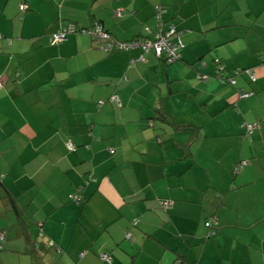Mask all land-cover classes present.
<instances>
[{
  "label": "crops",
  "instance_id": "0c3cea01",
  "mask_svg": "<svg viewBox=\"0 0 264 264\" xmlns=\"http://www.w3.org/2000/svg\"><path fill=\"white\" fill-rule=\"evenodd\" d=\"M158 4L175 62L49 44L142 38ZM0 234V264H264V0H0Z\"/></svg>",
  "mask_w": 264,
  "mask_h": 264
},
{
  "label": "built area",
  "instance_id": "2783aa9c",
  "mask_svg": "<svg viewBox=\"0 0 264 264\" xmlns=\"http://www.w3.org/2000/svg\"><path fill=\"white\" fill-rule=\"evenodd\" d=\"M164 11L165 7L163 5H155V29L153 30L145 26L144 29L146 31V34L142 38L133 39L129 41L114 40L111 37L110 33L98 23L93 28L89 29H86L84 27H78L73 23H69L68 26H66L65 28L58 29L52 34L50 38V44H57L66 39L67 35L70 32L77 31L89 35L91 38L95 39L96 41H99L101 45H106L108 50H111L112 48L126 50L139 48L142 53H148L152 51L156 56L162 57L168 63H172L180 59L179 49L182 46V41L179 38L178 32L176 31L173 23L168 22L166 29L164 28L165 24L167 23V20H165L162 15ZM173 36H176V38L173 39ZM215 63L217 64L216 72L218 75H221V71H223L224 67L217 58L215 59ZM234 73H246L247 77L250 80H255L254 72L250 68L237 69L236 71H234ZM228 82L234 85L236 81L233 77H230L228 79ZM237 93L239 97H245L249 94V92L241 89H239ZM111 99L113 100L117 98L115 95H112ZM243 126L245 132L248 134L252 131L255 124L245 123ZM67 146L69 149H73V145L71 143H68ZM242 164V162L236 164L233 170L237 171L239 168L242 167ZM73 198L78 199V194H74ZM213 221L214 220L212 219H208L205 221V224L207 226H211ZM212 232L213 230H209L208 234H211ZM126 235L130 236V233L127 232ZM0 237H2V234H0ZM99 257L104 260H110V256L106 251L100 252Z\"/></svg>",
  "mask_w": 264,
  "mask_h": 264
},
{
  "label": "trees",
  "instance_id": "16d2710c",
  "mask_svg": "<svg viewBox=\"0 0 264 264\" xmlns=\"http://www.w3.org/2000/svg\"><path fill=\"white\" fill-rule=\"evenodd\" d=\"M54 1H55V2H59V0H54ZM57 4H58V5H57ZM57 4H56V7H60V4H59V3H57ZM21 8L23 9V11L27 9V7H24V6H22ZM154 12H155V7H154ZM56 31H57V30H56ZM56 31H55V32H56ZM53 33H54V32H53ZM53 33H52V34H53ZM52 34H51V36H52ZM51 36H50V38H51ZM50 38H49V44H50ZM51 45H53V44H51ZM158 113H159L160 117H162V116L164 117V116L166 115V118H169V114L164 113V112H162L161 110H158ZM176 126L182 128V129H184V130H190V131H192V129H191L192 127H191V128H188L187 125H183V124L179 125V123H177ZM193 130H194V129H193ZM233 169H234V168H233ZM240 169H241V168H239L237 171L232 170V173H233V174H236ZM78 196H79V195H78ZM70 197L72 198V200L79 201V200H78L79 198H78V199H75V198H73V195L70 196ZM16 214H17L18 218L21 217V214L19 213V210H18V209H16ZM207 220H208V219H207ZM131 221H132L133 224H136V222H137V217H134L133 219H131ZM212 225H213V224H212ZM210 230H211V229H210ZM127 232L130 233V236H127V235H126ZM43 233H44V232H43L42 228H39V230H38V234L42 235ZM126 233H125V235H126L127 237H132V233H131L130 230H127ZM23 234H24V237H26V239H29L28 241L31 242V239L29 238V233H28V231L25 229V227L23 228ZM2 237H3V235H2ZM2 237H0V240H1ZM50 241H52V240L49 238V243H53V241H52V242H50ZM101 252H102V251H101ZM106 252L109 254L108 251H106ZM80 254L82 255L83 252L80 253ZM99 254H100V252L98 253V258H100V257H99ZM100 260H102L103 262H105V263H107V264H110V261H109V260H104V259H101V258H100Z\"/></svg>",
  "mask_w": 264,
  "mask_h": 264
},
{
  "label": "rangeland",
  "instance_id": "374dc122",
  "mask_svg": "<svg viewBox=\"0 0 264 264\" xmlns=\"http://www.w3.org/2000/svg\"><path fill=\"white\" fill-rule=\"evenodd\" d=\"M168 22H169V21H167V23L165 24V27H164L165 29H166V27H167ZM172 38L174 39V38H176V36H173Z\"/></svg>",
  "mask_w": 264,
  "mask_h": 264
}]
</instances>
